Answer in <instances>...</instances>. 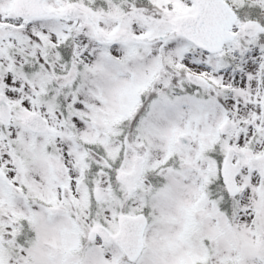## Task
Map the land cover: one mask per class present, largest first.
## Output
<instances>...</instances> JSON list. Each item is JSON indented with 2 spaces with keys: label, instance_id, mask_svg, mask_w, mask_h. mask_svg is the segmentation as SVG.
<instances>
[{
  "label": "snow or ice",
  "instance_id": "obj_1",
  "mask_svg": "<svg viewBox=\"0 0 264 264\" xmlns=\"http://www.w3.org/2000/svg\"><path fill=\"white\" fill-rule=\"evenodd\" d=\"M0 264H264V0H0Z\"/></svg>",
  "mask_w": 264,
  "mask_h": 264
}]
</instances>
